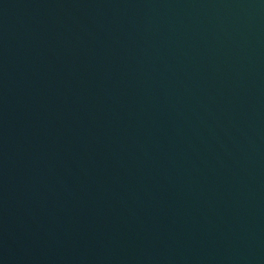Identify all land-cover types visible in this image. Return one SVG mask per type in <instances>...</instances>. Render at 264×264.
Returning a JSON list of instances; mask_svg holds the SVG:
<instances>
[{
  "label": "water",
  "instance_id": "1",
  "mask_svg": "<svg viewBox=\"0 0 264 264\" xmlns=\"http://www.w3.org/2000/svg\"><path fill=\"white\" fill-rule=\"evenodd\" d=\"M0 264H264V0H0Z\"/></svg>",
  "mask_w": 264,
  "mask_h": 264
}]
</instances>
